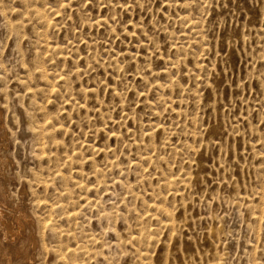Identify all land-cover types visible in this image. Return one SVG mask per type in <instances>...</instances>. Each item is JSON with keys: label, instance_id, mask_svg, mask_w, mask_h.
<instances>
[{"label": "rangeland", "instance_id": "1", "mask_svg": "<svg viewBox=\"0 0 264 264\" xmlns=\"http://www.w3.org/2000/svg\"><path fill=\"white\" fill-rule=\"evenodd\" d=\"M23 1L0 0V207L11 217L28 214L18 241L9 243L0 231L3 263L264 264V0ZM34 216L46 228L38 227ZM153 230L161 231L154 237Z\"/></svg>", "mask_w": 264, "mask_h": 264}, {"label": "bare ground", "instance_id": "2", "mask_svg": "<svg viewBox=\"0 0 264 264\" xmlns=\"http://www.w3.org/2000/svg\"><path fill=\"white\" fill-rule=\"evenodd\" d=\"M22 1H23V0H22ZM30 1H31V0H30ZM36 1H37V0H36ZM40 1H41V0H40ZM62 1H63V0H62ZM23 2H24V1H23ZM55 3H56V1H55ZM61 3H62V2H61ZM35 4H36V3H35ZM62 4H64V3H62ZM42 5H44V4L42 3ZM42 5H41V6H42ZM64 5H65V4H64ZM65 6H66V5H65ZM67 6H68V5H67ZM59 7L61 8L62 6L60 5ZM42 10H43V9H42ZM42 10H41V12H42ZM44 10H45V9H44ZM44 10H43V11H44ZM50 10H52V8H51ZM54 10H55V9H53V12L56 11V10H55V11H54ZM57 11L59 12L60 10H57ZM14 12H15V11H14ZM17 12H18V11H17ZM37 12H38V11H37ZM48 12H49V10H48ZM51 12H52V11H51ZM53 12L50 13V14L55 15V13H53ZM45 13H46V12H45ZM45 13H44V14H45ZM56 13H57V12H56ZM46 14H47V13H46ZM58 14H59V13H58ZM38 15H40V11H39ZM42 15H43V13H42ZM55 16H56V15H55ZM47 18H48V17H47ZM45 19H46V17H45ZM40 20H41V19H40ZM40 20H39V21H40ZM47 20H48V19H47ZM49 21H51V20H48L47 22H45V20H44V23H48ZM101 21H102V20H101ZM109 21H110V20H109ZM190 21H191V19H190ZM192 21H193V20H192ZM106 22H107V21H106ZM194 22H195V21H194ZM44 23H43V24H44ZM96 23L99 24L98 22H96ZM187 23H189V22H187ZM195 23L197 24V22H195ZM87 24H88V23H87ZM48 25H49V23H48ZM51 26H52V25H51ZM51 26H50V29H51ZM196 26H197V25H196ZM196 26H195V27H196ZM12 27H13V26H12ZM15 27H17V26H14V28H15ZM46 27L48 28L47 25H46ZM52 27H53V26H52ZM192 28H193V27H192ZM197 28H198V27H197ZM47 31H48V30H47ZM47 31H46V33H47ZM193 32H194V30H193ZM196 32H197V31H196ZM198 32H199V31H198ZM198 32L195 33V34H198ZM47 35H48V34H47ZM199 35H200V32H199ZM195 36H196V35H195ZM200 36H201V35H200ZM46 37H47V36H46ZM49 38H50V37H49ZM51 38H52V36H51ZM197 38H199V36H197L196 39H197ZM197 40H198V39H197ZM197 40H196V41H197ZM47 41H48V39H47ZM196 41H195V42H196ZM195 42H194L193 44H195ZM199 42H200V41H199ZM47 43H48V42H47ZM51 43H53V42L51 41ZM51 43H50V45H51ZM196 43L198 44V42H196ZM201 43H202V42H201ZM43 44H44V43H43ZM45 44H46V43H45ZM53 45L55 46V44H53ZM200 45H201V44H200ZM56 46H57V45H56ZM69 46H70V45H69ZM44 47H46V46H44ZM52 47H53V46H52ZM56 48H59V47H56ZM47 49H52V48H49V47H48ZM52 50H53V49H52ZM176 50H179V49H176ZM57 51H58V50H57ZM57 51H55L54 54L57 53ZM60 51L62 52L63 50L60 49ZM44 52H45V51H44ZM48 53H49V52H48ZM52 53H53V52H52ZM58 54H59V53H58ZM50 55H51V50H50ZM52 55H53V54H52ZM52 55H51V56H52ZM37 56H40V55L38 54ZM37 56H36V58H37ZM44 59H45V58H44ZM44 59L42 58V60H43V64H45ZM37 63H38V60H37ZM39 63H41V62H39ZM41 64H42V63H41ZM174 64H175V63H174ZM197 64L199 65V63H197ZM197 64H196V66H198ZM39 65H40V64H39ZM200 65H201V64H200ZM34 66H35V65H34ZM36 66H37V65H36ZM40 66H41V65H40ZM194 66H195V65H194ZM203 66H205V65H203ZM31 67H32V66H31ZM42 67H43V66H41V67H39V68H42ZM171 67H172V66H171ZM199 67H200V66H199ZM201 67H202V66H201ZM201 67H200V70H201ZM36 68H37V67H36ZM36 68H34V69H36ZM195 68H197V67H195ZM197 69H198V68H197ZM203 69H204V68H203ZM40 70L43 71V69H40ZM25 71H26V70H25ZM31 71H32V70H30V72H31ZM37 71H38V69H37ZM42 71H41V72H42ZM191 71H192V70H191ZM198 71H199V69H198ZM32 72H33V71H32ZM34 72H36V70H35ZM34 72H33V73H34ZM27 73H28V71H27ZM44 73H46V72H44ZM36 74H40V73H37V72H36L35 75H36ZM41 75H42V73H41ZM46 75H48V74H46ZM42 76H43V75H42ZM56 76H58V75H56ZM29 77H32V75H30ZM34 77H35V76H34ZM46 77H47V76L43 77V78L45 79V81H46V79H47ZM48 77H49V76H48ZM60 77H61V76H60ZM165 77H166V76H165ZM41 78H42V77H41ZM54 78H56V77H54ZM61 78H62V77H61ZM61 78H60V79H61ZM32 79H33V78H32ZM56 79H58V78H56ZM60 79H59V80H60ZM62 79H63V78H62ZM37 80H38V77H37L36 81H37ZM63 80H64V79H63ZM32 81H33V80H32ZM45 81H42V82L44 83ZM47 81H48V80H47ZM49 81H50V80H49ZM51 81H52V80H51ZM51 81H50V82H51ZM60 81H61V80H60ZM37 82H38V81H37ZM37 82H36V83H37ZM53 82H55V81L53 80ZM53 82H52V83H53ZM65 82H67V81H65ZM65 82H64V84H65ZM43 83H42V84H43ZM46 83H47V82H46ZM48 83H49V82H48ZM57 83H58V82H57ZM62 83H63V82H62ZM167 83H170V82L167 81ZM59 84H61V83H59ZM64 84H63V85H64ZM67 84H68V83H67ZM40 85H41V84H40ZM46 85H47V84H46ZM46 85H45V86H46ZM54 85H56V84H54ZM61 85H62V84H61ZM171 85H173V83H172ZM24 86H25V85H24ZM33 86H34V85H33ZM36 86H37V84H36ZM38 86H39V84H38ZM48 86H49V85H48ZM48 86H46L45 89H46ZM66 86H67V85H66ZM159 86H160V85H159ZM166 86H167V85H166ZM25 87H26V86H25ZM28 87H29V86H28ZM41 87H42V85H41ZM52 87H53V86H52ZM58 87H59V86H58ZM60 87H62V86H60ZM64 87H65V85H64ZM64 87H62V88H64ZM23 88H24V87H23ZM65 88H67V87H65ZM168 88L171 89L172 86H168ZM29 89H30V88H29ZM43 89H44V88H43ZM45 89H44V90H45ZM54 89H55V88H54ZM59 89H60V88H58V90H59ZM169 89H168V90H169ZM30 90L33 91L34 89L32 90V88H31ZM38 90H39L38 92H40V89H38ZM41 90H42V89H41ZM48 90H49V89H48ZM48 90H47V92H48ZM58 90H57V91H58ZM63 90H64V89H63ZM166 90H167V89H166ZM25 91H26V90L24 89V92H25ZM27 91H28V88H27ZM27 91H26V93H27ZM35 91H37V90H35ZM35 91H34V92H35ZM58 92H59V91H58ZM82 92H83V90H82ZM92 92H94V91H92ZM171 92H172V89H171ZM28 93H29V92H28ZM52 93H53V92H52ZM52 93H49V94H52ZM85 93H86V92H85ZM95 93H96V92H95ZM35 94H37V93H35ZM46 94H47V93H46ZM49 94H48V95H49ZM25 95H26V94H25ZM31 95H32V94H31ZM31 95H29V96H31ZM55 95H56V94H55ZM85 95H86V94H85ZM23 96H24V95H23ZM45 96H46V95H45ZM53 96H54V95H53ZM56 96H57V95H56ZM56 96H55V98H56ZM21 97H22V96H21ZM32 97H35V96H34V93H33V96H32ZM36 97H37V96H36ZM46 98H47V97H46ZM46 98H45V99H46ZM50 98H51V96H49V100H50ZM53 98H54V97H53ZM53 98H52V99H53ZM55 98H54V99H55ZM17 99H18V98H17ZM33 99H34V98H33ZM52 99H51V100H52ZM31 100H32V99H31ZM31 100H29V102H31ZM49 100H48V101H49ZM55 100H56V99H55ZM45 101H46V100H45ZM45 101H44V102H45ZM48 101H47V102H48ZM36 103H37V102H36ZM168 103H170V102H168ZM51 104H52V102H51ZM164 104H165V101H164ZM77 105H78V107H79V103H78ZM77 105H76V106H77ZM165 105H167V104H165ZM39 106H40V105H39ZM167 106H168V105H167ZM167 106H166V107H167ZM32 107H33V106H32ZM84 107H85V106H84ZM166 107H165V109H166ZM40 109L42 110V107H41V106H40ZM43 109H44V108H43ZM23 111H24V110H23ZM33 111H34V110H33ZM42 111H43V110H42ZM171 111H172V110H171ZM174 111H175V110H174V108H173V113H175ZM36 112H37V109H36ZM40 112H41V111H40ZM40 112H39V113H40ZM61 112H62V111H61ZM176 112H177V111H176ZM33 113H34V112H33ZM33 113L31 112L30 114H33ZM34 114H35V113H34ZM36 114H37V113H36ZM41 114H44V113L41 112ZM47 114L50 116L51 113H47ZM58 114H59V113H58ZM175 114H176V113H175ZM178 114H179V113H178ZM178 114H177V115H178ZM52 115H53V114H52ZM172 115H173V114H172ZM28 116H29V115H28ZM33 116H34V115H33ZM54 116H55V114H54ZM1 117H2V112L0 111V118H1ZM30 117H31V116H30ZM39 117H40V116H39ZM46 117L49 118L48 116H46ZM46 117H44L43 119L45 120ZM178 117H179V116H178ZM33 118H34V117H33ZM38 119H40V118H38ZM53 119H54V118H53ZM27 120H28V119H27ZM29 120H30V119H29ZM29 120H28V121H29ZM36 120H37V118H36ZM36 120H35L34 122H36ZM40 120H42V119H40ZM49 120H50V119H46L47 124L50 123ZM51 120H52V118H51ZM60 120H61V119H60ZM32 121H33V120H32ZM42 121H43V120H42ZM42 121H41V122H42ZM29 122H30V121H29ZM29 122H28V123H29ZM34 122H32V123H34ZM51 122H52V121H51ZM30 123H31V122H30ZM38 123L40 124V122H38ZM42 123H43V122H42ZM44 123H45V121H44ZM56 124H57V123H56ZM35 125H36V123H35ZM57 125H58V124H57ZM57 125H56V126H57ZM59 125H60V124H59ZM27 126H28L27 128H29V126L31 127V126H33V125H31V124L28 125V124H27ZM43 126H44V124H43ZM43 126H42L41 128H45V127H43ZM46 126H47V125H46ZM49 126H50V125H49ZM54 126H55V125H54ZM61 126H62V125H61ZM5 127H6V126H5ZM35 127H37V126H35ZM50 127H51V126H50ZM39 128H40V127H39ZM47 128H48V127H46V131H47ZM51 128H52V127H51ZM58 128L60 129V127H58ZM33 129H34V128H33ZM53 129H55V127H53ZM53 129H51V131H52ZM61 129H62V127H61ZM160 129H161V127H160ZM13 130H14V129H13ZM30 130H31V129H30ZM30 130H28L29 133H30ZM35 130H36V128H35ZM37 130H38V129H37ZM41 130H42V129H41ZM28 131H27V132H28ZM48 131H49V130H48ZM59 131H61V130H59ZM95 131H96V130H95ZM162 131L164 132V130H162ZM11 132H12V131H11ZM14 132H15V131H13V133H14ZM33 132H34V131H33ZM35 132H36V131H35ZM43 132H44V130H43ZM43 132H42V133H43ZM62 132H63V131H62ZM147 132H148V131H147ZM15 133H16V132H15ZM31 133H32V132H31ZM31 133H30V135H33V134H31ZM46 133H47V132H46ZM96 133H97V132H96ZM96 133H95V134H96ZM145 133H146V132H145ZM34 134H35V133H34ZM39 134H41V133H39ZM39 134L37 133L38 136H40ZM48 134H49V133H48ZM61 134H62V133H61ZM12 135H14V134H12ZM53 135H55V134H53ZM53 135L51 136L52 139H53ZM107 135H108V134H107ZM143 135H144V133H143ZM148 135H149V134H148ZM7 136H8V134H7ZM33 136H35V135H33ZM38 136H36V137H38ZM46 136H47V135H46ZM49 136H50V135H49ZM55 136H56V135H55ZM59 136H60V135H59ZM131 136H132V134H131ZM144 136H145V135H144ZM144 136H141V137L143 138ZM149 136H150V135H149ZM31 137H32V136H31ZM42 137H43V136H42ZM44 138H45V137H44ZM55 138H56V137H55ZM57 138H58V137H57ZM109 138H110V134H109ZM114 138H116V136H115ZM4 139H5V138H4ZM34 139H35V138H34ZM34 139H33V137H32L33 142H34ZM37 139H38V138H37ZM49 139H50V138H49ZM49 139H48V140H49ZM52 139H50V140H52ZM40 140H41V139H40ZM46 141H47V140H46ZM52 141H53V140H52ZM56 141H57V139H56ZM141 141H142V140H141ZM151 141H152V139H151ZM30 142H31V139H30ZM33 142H32V143H33ZM35 142H36V140H35ZM50 142H51V141H50ZM143 142H144V141H143ZM149 142H150V141H149ZM4 143H5V141H4ZM44 143H45V141H44ZM47 143H48V141H47ZM29 144H30V143H29ZM34 144L36 145V143H34ZM34 144H33V146H34ZM53 144H54V143H52L51 145H53ZM55 144H56V142H55ZM150 144H151V143H150ZM31 145H32V144H31ZM40 145H41V144H40ZM40 145H36L35 147H37V146L39 147ZM49 145H50V144H49ZM49 145H48V146H49ZM51 145H50V148H52ZM60 145H61V143H60ZM62 145H63V144H62ZM48 146H47V147H48ZM53 146H54V145H53ZM135 146H137V145H135ZM144 146H145V145H144ZM87 147H88V146H87ZM145 147H146V146H145ZM50 148H49V149H50ZM53 148H54V147H53ZM55 148H56V147H55ZM89 148L92 149L91 146H90ZM107 148H108V147H107ZM30 149H31V147H30ZM36 149H37V151H38L40 148H36ZM56 149H57V148H56ZM94 149H95V146H94ZM98 149H100V148H98ZM139 149H140V145H139ZM31 150L34 151V149H31ZM45 150H48V149H45ZM57 150H58V149H57ZM61 150H63V149L61 148ZM87 150H88V148H87ZM87 150H86V151H87ZM100 150H101V149H100ZM100 150H99V151H100ZM108 150H109V148H108ZM108 150H107V151H108ZM147 150H148V149H147ZM92 151H93V149H92ZM94 151H95V150H94ZM96 151H97V149H96ZM103 151L105 152L104 148H103ZM148 151H149V150H148ZM152 151H153V150H152ZM41 152H42V151H41ZM113 152H114V151H113ZM144 152H145V149H144ZM144 152H141V154L143 155ZM0 153H1V152H0ZM32 153H34V152H32ZM32 153H31V154H32ZM37 153L40 154V152H37ZM45 153H48V154H49V151H47V152L45 151ZM50 153H51V152H50ZM57 153H58V152H56V154H57ZM66 153H67V152H66ZM73 153H74V152H73ZM73 153H72L71 155H73ZM75 153H76V152H75ZM90 153L94 154L93 152H90ZM138 153H140V152H138ZM145 153H146V152H145ZM54 154H55V153H54ZM54 154H53V155H54ZM61 154H62V152H61ZM82 154H83V153H82ZM97 154H98V152H97ZM103 154H104V153H103ZM113 154H114V153H113ZM148 154H149V153H148ZM148 154H147V155H148ZM51 155H52V153H51ZM57 155H58V154H57ZM64 155L66 156V154H64ZM76 155H77V154H76ZM85 155H87V154H85ZM138 155H139V154H138ZM150 155H152V153H151ZM36 156H37V154H36ZM38 156H39V155H38ZM40 156H41V155H40ZM46 156H47V155L45 154V158H46V160H47V157H46ZM74 156H75V155H74ZM77 156H78V155H77ZM77 156H75V157H77ZM82 156H83V155H82ZM88 156H89V155H88ZM88 156H86V158H87ZM105 156H106V158H107L106 152H105ZM140 156H141V155H140ZM0 157H1V156H0ZM51 157H52V156H51ZM51 157L49 158V160L51 159ZM53 157H54V156H53ZM67 157L69 158V156H67ZM89 157H90V156H89ZM111 157H112V156H110V158H111ZM141 157H142V156H141ZM148 157L151 158L149 155L147 156V158H148ZM2 158H3V156H2ZM34 158L36 159V158H38V157H34ZM56 158H57V157H55V159H56ZM62 158H63V157H62ZM64 158H65V157H64ZM70 158H71V157H70ZM78 158H81V157H78ZM86 158H85V159H86ZM90 158H91V157H90ZM90 158H89V159H90ZM104 158H105V157H104ZM137 158H138V157H137ZM139 158H140V157H139ZM42 159H43V158H42ZM57 159H58V158H57ZM74 159H77V158H74ZM91 159H92V158H91ZM107 159H108V158H107ZM40 160H41V158H40ZM40 160H39V161H40ZM53 160H54V159H53ZM53 160H52V161H53ZM58 160H60V159H58ZM58 160H57V161H58ZM64 160H66V159H63V161H62L63 163H64ZM81 160H82V159H81ZM81 160H79V161H81ZM138 160H139V159H138ZM142 160H143V159H142ZM145 160H146V158H145ZM4 161H5V160H4ZM37 161H38V160H37ZM72 161H73V160H72ZM77 161H78V159H77ZM85 161H86V160H85ZM85 161H83V162L85 163ZM91 161H93V160H91ZM110 161H111V160H110ZM148 161H151V159H149ZM148 161H147V164H150V163H148ZM40 162H41V161H40ZM46 162H47V161H46ZM49 162H50V161H49ZM54 162H55V161H54ZM60 162H61V161H60ZM65 162H67V161H65ZM89 162H90V161H89ZM108 162H109V161H108ZM137 162H138V161H137ZM2 163H3V162H2ZM55 163H58V166H60L59 164H61V163H59V162H55ZM63 163H62V166H63ZM67 163H68V162H67ZM70 163L72 164V162H70ZM92 163H94V162H92ZM111 163H112V162H110V163L107 165V167H109V165H111ZM116 163H117V162H116ZM116 163H115V164H116ZM141 163H142V162H141ZM68 164H69V163H68ZM77 164H78V163H77ZM77 164L75 165V163H74L75 166H77ZM80 164H81V163H80ZM80 164H78V165H80ZM85 164H87V163H85ZM142 164H143V163H142ZM56 165H57V164H56ZM66 165H67V164H66ZM69 165H70V164H69ZM74 165H73V166H74ZM81 165L83 166V163H82ZM88 165H92V164H87V166H88ZM118 165H119V163H118ZM136 165H137V164H136ZM139 165H140V164H139ZM84 166H86V165H84ZM93 166H94V165H93ZM116 166H117V165H116ZM39 167L41 168V166H39ZM55 167H56V166H55ZM66 167H67V166H66ZM77 167H78V166H77ZM77 167H76V168H77ZM1 168H2V167H1ZM56 168H57V167H56ZM56 168H55L54 170H56ZM71 168H72V165H71ZM79 168H80V167H79ZM93 168H94V169H95V168L97 169L98 167H95V166H94ZM93 168H91V169H93ZM99 168H100V167H99ZM104 168H105V167H104ZM111 168H112V166H111ZM117 168H119V167H117ZM117 168H116V169H117ZM38 169H39V168H38ZM65 169H66V168H65ZM69 169H70V167H69ZM83 169H84V168H82V170H83ZM109 169H110V168H109ZM42 170L44 171V169H42ZM42 170H41V171H42ZM63 170H64V169H63ZM67 170H68V168H67ZM71 170H75V169L72 168ZM71 170H70V171H71ZM80 170H81V169H80ZM106 170H107V169H106ZM119 170H121V169H119ZM27 171H29V170H27ZM41 171H40V172H41ZM48 171H49V170H48ZM64 171H65V170H64ZM64 171H60V172H64ZM90 171H91V170H90ZM96 171H97V170H95V172H96ZM102 171H103V170H102ZM102 171L100 170L99 173H101ZM117 171H118V169H117ZM67 172H68V171H66V174H67ZM75 172H76V171H75ZM111 172H112V169H111ZM118 172H120V171H118ZM122 172H124V171L122 170ZM122 172H121V173H122ZM32 173H33V171H32ZM43 173H44V172H43ZM53 173H54V172H53ZM72 173H73V172H72ZM78 173H79V171L76 173L77 176H78ZM99 173H98V174H99ZM104 173H105V169H104ZM104 173H103V174H104ZM109 173H110V172H109ZM112 173H113V172H112ZM39 174H40V173H39ZM41 174H42V173H41ZM41 174H40V175H41ZM58 174H59V173H58ZM62 174H63V173H62ZM62 174H61V175H62ZM84 174H85V173H84ZM86 174H87V173H86ZM86 174H85V176H86ZM88 174H90V173H88ZM93 174H96V173H94V171H93L91 175H93ZM103 174L101 175V177H103ZM107 174H108V173H107ZM6 175H7V174H6ZM8 175H9V174H8ZM17 175H19V174L17 173ZM32 175H33V174H32ZM34 175H36V174H34ZM53 175L56 176V173L51 174L52 177H53ZM59 175H60V174H59ZM64 175H65V173H64ZM64 175H63V176H64ZM68 175L70 176V173H68ZM76 175H74V176H76ZM96 175H97V174H96ZM105 175H106V174H105ZM111 175H113V174L110 173V176H111ZM119 175H121V174L119 173ZM37 176H38V175H36V177H37ZM42 176L44 177L43 174L41 175V178H42ZM46 176H47V174H46ZM51 176H50V178H51V181H52V179L54 180V177L52 178ZM66 176H67V175H66ZM72 176H73V175H72ZM77 176H76V177H77ZM80 176H81V174H80ZM80 176H79V177H80ZM108 176H109V175H108ZM28 177H30V176L28 175ZM28 177H26V178H28ZM34 177H35V176H33L32 179H34ZM60 177H61V176H60ZM76 177H75V178H76ZM113 177H115V176H113ZM116 177H118V175H117ZM122 177H123V176H122ZM20 178H21V175H20ZM38 178H39V177H38ZM41 178H40V180H41ZM48 178H49V177H48ZM55 178H56V177H55ZM58 178H59V177H57V179H58ZM62 178H65V177H62ZM62 178H61V179H62ZM67 178H68V177H67ZM75 178H73V179H75ZM81 178H82V177H81ZM86 178H87V177H86ZM90 178H91V177H90ZM94 178H95V176H94ZM96 178H97V177H96ZM105 178H107V177H105ZM118 178H120V176H119ZM18 179H19V177H18ZM44 179H46V178H44ZM44 179H43L42 181H44ZM65 179H66V178H65ZM65 179H64V181H65ZM69 179H70V177H69ZM77 179H78V178H77ZM99 179H100V178H99ZM110 179H111V178H110ZM35 180H36V179H35ZM40 180H37V181H40ZM62 180H63V179H62ZM70 180H71V179H70ZM79 180H80V179H78V181H79ZM95 180H96V179H95ZM105 180H107V179H105ZM111 180H113V179H111ZM114 180H115V178H114ZM27 181H28V179H27ZM42 181H41V184H42ZM64 181H63V182H64ZM67 181H68V179H67ZM81 181H83V180L81 179ZM98 181H99V180H98ZM29 182L31 183V180H29ZM49 182H50V179H49V181L47 182V184H48ZM52 182H54V181H52ZM59 182L61 183V181H59ZM63 182H62V183H63ZM71 182H73V184L76 183L75 180H74V181H71ZM84 182H87V181H84ZM91 182L93 183V181H91ZM99 182H100V181H99ZM104 182H105V181H104ZM117 182L119 183L118 180H117ZM6 183H7V182H6ZM25 183H26V182H25ZM27 183H28V182H27ZM43 183H44V182H43ZM45 183H46V182H45ZM54 183H55V182H54ZM57 183H58V182H57ZM60 183H59V184H60ZM64 183H65V182H64ZM64 183H63V187H64ZM66 183H67V182H66ZM89 183H90V182H89ZM89 183H87V184H89ZM102 183H103V182H102ZM106 183H107V182H106ZM31 184H32V183H31ZM52 184H53V183H52ZM52 184L50 183L49 185H52ZM76 184H77V183H76ZM83 184H84V183H83ZM83 184H82V185H83ZM98 184H99V183H98ZM108 184H111V183H108ZM108 184H106V185H108ZM123 184H124V183H123ZM125 184H127V183H125ZM26 185H27V184H26ZM67 185L69 186V183H68ZM71 185H72V184H71ZM71 185H70V187H72ZM85 185H86V184H84V186H85ZM95 185H96V184H95ZM119 185H120V184H119ZM54 186H55V185H54ZM60 186H61V185H60ZM93 186H94V184H93ZM93 186L90 185V189L93 188ZM96 186H97V185H96ZM25 187H26V186H25ZM29 187H30V186H29ZM50 187H51V186H50ZM52 187H53V186H52ZM61 187H62V186H61ZM61 187H60V188H61ZM63 187H62V188H63ZM70 187H69V188H70ZM76 187H77V186H76ZM76 187L74 186V188H72V189L74 190ZM85 187H88V186H85ZM97 187H99V185H98ZM33 188H35V185L33 186ZM45 188H46V187H45ZM48 188H49V187H48ZM48 188H47V189H48ZM53 188H54V187H53ZM62 188H61V190H62ZM64 188H65V187H64ZM64 188H63V189H64ZM102 188H103V184H102ZM104 188H105V187H104ZM106 188H107V187H106ZM50 189H51V188H50ZM66 189L69 190L68 188H65V190H66ZM78 189H79V186H78ZM78 189H77V191H78ZM82 189H83V188H82ZM86 189H87V188H86ZM97 189H98V188H97ZM130 189H131V188H130ZM130 189H129V190H130ZM31 190H32V189H31ZM31 190H30V191H31ZM36 190H37V189H36ZM51 190H52V189H51ZM51 190H50V191H51ZM56 190H58V189H56ZM80 190H81V189H80ZM93 190H94V189H93ZM105 190H106V189H105ZM107 190H108V189H107ZM107 190H106V191H107ZM32 191H33V190H32ZM32 191H31V192H32ZM34 191H35V190H34ZM48 191H49V190H48ZM48 191H47V192H48ZM54 191H55V190H54ZM54 191H53V192H54ZM63 191H64V190H62V193H64ZM69 191H71V189H70ZM75 191H76V190H75ZM75 191H74V192H75ZM85 191H86V194H87V190H85ZM100 191H102L101 188H100ZM3 192H4V191H3ZM31 192H30V194H31ZM37 192H38V191H37ZM40 192H41V191H40ZM57 192L59 193V191H57ZM57 192H56V195H57ZM67 192H68V191H67ZM94 192H95V191H94ZM98 192H99V191H98ZM102 192H103V191H102ZM42 193H43V191H42ZM68 193H70V192H68ZM68 193H67V194H68ZM77 193H78V192H77ZM81 193H82V192H81ZM96 193H97V192H96ZM9 194H10V193H9ZM40 194H41V193H40ZM40 194L38 195V193H37L36 195H37L38 197H39V196L41 197ZM44 194H45V192H44ZM44 194H43V195H44ZM71 194H72V192H71ZM71 194H70V195H71ZM73 194H74V193H73ZM73 194H72V195H73ZM79 194H80V193H79ZM82 194H83V193H82ZM82 194H81V195H82ZM84 194H85V192H84ZM97 194H98V193H97ZM103 194H104V193H103ZM129 194H131V192H130ZM34 195H35V194H34ZM34 195H32V196H34ZM45 195H46V194H45ZM45 195H44V198H45ZM59 195H60V193L58 194V196H59ZM63 195H66V194H63ZM77 195H78V194H77ZM77 195H76V197H77ZM92 195H94V194H92ZM37 196H36V197H37ZM85 196H87V195H85ZM94 196H96V195H94ZM97 196H99V195H97ZM3 197H4V196H3ZM36 197H35V198H36ZM38 197H37V198H38ZM40 197H39V200H40ZM49 197H50V196H49ZM64 197H65V196H64ZM76 197H75V198H76ZM79 197H80V196H79ZM87 197H92L91 195H89V192H88V196H87ZM87 197L84 198V199H87ZM133 197H134V195H133ZM44 198H43V199H44ZM60 198H61V197H60ZM68 198H69L68 200H70V196H69ZM73 198H74V197H73ZM96 198H99V197H96ZM131 198H132V197H131ZM134 198H135V197H134ZM28 199H29V197H28ZM49 199H50V198H49ZM61 199H62V198H61ZM61 199H60V200H61ZM65 199H66V197H65ZM65 199H64V200H65ZM100 199H101V198H100ZM100 199H99V201H100ZM33 200L36 201V199H33ZM41 200H42V199H41ZM41 200H40V201H41ZM46 200H47V199H46ZM57 200H58V199H57ZM68 200H67V201H68ZM74 200H75V199H74ZM81 200H82V199H81ZM81 200H80V201H81ZM90 200H91V198H90ZM93 200H94V199H93ZM103 200H104V199H103ZM29 201H31V202L33 203L32 199L29 200ZM35 201H34V202H35ZM47 201H49V200H47ZM61 201H62V200H61ZM65 201H66V200H65ZM65 201H64V203H65ZM71 201H72V200H71ZM71 201H68V203H70ZM76 201H77V200H76ZM78 201H79V198H78ZM83 201H84V200H83ZM88 201H89V200H87V202H88ZM31 202H30V203H31ZM44 202H45V201H44ZM59 202H60V201H59ZM73 202H74V201H73ZM92 202H93V204H94V201H92ZM92 202H91V203H92ZM97 202H98V201H97ZM97 202H96V203H97ZM100 202H102V201H100ZM122 202H124V200H123ZM122 202H121V203H122ZM35 203H36V202H35ZM54 203H57V202L54 201ZM64 203H61V204L64 205ZM68 203H67V204H68ZM79 203H80V202H79ZM79 203H76V204H79ZM82 203H83V202H82ZM96 203H95V204H96ZM98 203H99V202H98ZM102 203H103V202H102ZM102 203H100L99 206H100ZM124 203H125V202H124ZM42 204H45V203H42ZM42 204L40 203V205H42ZM58 204H59V203H58ZM67 204H66V205H67ZM76 204H75V205H76ZM103 204H104V203H103ZM2 205H3V204H2ZM31 205H32V204H31ZM35 205H37V204H35ZM46 205H47V204H46ZM48 205H50V204L48 203ZM48 205H47V206H44V207L48 208ZM51 205H52V204H51ZM54 205H55V204H54ZM59 205H60V204H59ZM62 205H61V206H62ZM72 205H73V204H72ZM90 205H92V204H90ZM96 205H97V204H96ZM124 205H125V204H124ZM4 206H5V205H4ZM37 206H38V205H37ZM61 206H60V207H61ZM84 206H85V205H83V208H84ZM94 206H95V205H94ZM101 206H102V205H101ZM101 206H100V207H101ZM147 206H148V205H147ZM150 206H151V205H150ZM150 206H149V207H150ZM152 206H154V205H152ZM17 207H18V206H17ZM32 207H33V206H31V208H32ZM55 207H56V206H55ZM62 207H63V206H62ZM64 207H65V206H64ZM67 207H68V206H67ZM70 207H71V206H70ZM70 207H69V208H70ZM80 207H81V206H80ZM87 207H88V206H87ZM95 207L97 208L98 205L95 206ZM100 207H99V208H100ZM103 207H105V206H103ZM116 207H117V206H116ZM34 208H35V207H34ZM34 208H33V209H34ZM42 208H43V205H42ZM42 208L39 209V207H38L39 211H40V210L42 211V210H43ZM57 208H58V207H57ZM71 208H72V210H73V206H72ZM78 208H79V207H78ZM78 208H77V209H78ZM83 208H82V209H83ZM96 208H95V209H96ZM101 208H102V207H101ZM126 208H128V207H126ZM147 208H148V207H147ZM158 208H159V207H158ZM29 209H30V208H29ZM33 209H32V211H31V209H30V211H29V212H33L32 215H34V211H33ZM44 209H45V208H44ZM49 209H50V208H49ZM58 209H59V208H58ZM58 209H56V211H57ZM65 209H66V207H65ZM65 209H64V211H65ZM74 209H75V208H74ZM90 209H91V208H90ZM92 209H93V207H92ZM92 209H91V210H92ZM102 209L104 210V208H102ZM102 209H101V210H102ZM105 209H106V208H105ZM109 209L111 210V208H109ZM117 209H118V208H117ZM156 209H157V207H156ZM159 209H160V208H159ZM162 209L164 210V208H161L160 210L162 211ZM27 210H28V209H27ZM27 210H26V212H27ZM46 210H48V209H46ZM53 210H54V209H53ZM62 210H63V209H62ZM80 210H81V209H80ZM84 210H85V209H84ZM86 210H87V208H86ZM107 210H108V209H107ZM107 210H106V211H107ZM112 210H113V209H112ZM126 210H127V209H126ZM148 210H149V209H148ZM151 210H152V208H151ZM8 211L10 212V210H8ZM41 211H40V214L43 213V214H42L43 216H45V215L47 214V211H44V210H43L44 212H41ZM60 211H61V209H60ZM66 211H68V209H66ZM82 211H83V210H82ZM94 211L96 212V210H94ZM152 211H153V210H152ZM45 212H46V214H45ZM50 212H52V210H51ZM62 212H63V211H62ZM88 212H89V209H88ZM101 212H102V211H101ZM104 212H105V211H103V213H104ZM107 212H109V211H107ZM107 212H105V213H106V214H109V213H107ZM153 212H154V211H153ZM155 212H156V211H155ZM155 212H154V213H155ZM163 212H165V211H163ZM163 212H161V214H162ZM168 212H169V211H168ZM168 212H166L165 214L167 215ZM48 213H49V212H48ZM65 213H66V212H65ZM68 213H70V212L68 211ZM71 213H72V212H71ZM81 213H83V212H81ZM85 213H86V212H85ZM90 213H91V212H90ZM97 213H98V212H97ZM97 213H96V214H97ZM112 213H114V212H112ZM38 214H39V213H38ZM44 214H45V215H44ZM51 214H53V213H51ZM58 214H59V213H58ZM61 214H62V213H61ZM63 214H64V213H63ZM73 214H74V213H73ZM73 214H71L70 216H72ZM77 214H78V213H77ZM165 214H164V215H165ZM27 215H28V214H26L25 212L20 211V213H18V215L15 214L13 217H11V216H9L8 214H6V212L3 210L2 207H0V231H1L2 234H4L5 238L9 241V243H11V242H13V241H18V239H19L18 236H20V231H21V230L23 229V227H24L23 224H24V223H27V219H28V216H27ZM35 215H37V214H35ZM42 215H41V216H42ZM66 215H67V214H66ZM66 215H65V218H66ZM68 215H69V214H68ZM68 215H67V216H68ZM97 215H98V214H97ZM102 215H103V214H102ZM113 215H114V214H113ZM118 215H119V214H118ZM118 215L115 217L116 219H117ZM156 215H157V214H156ZM156 215H155V217H156ZM166 215H165V216H166ZM56 216H58L57 213H56ZM59 216H60V214H59ZM75 216H76V215H75ZM81 216H82V214H81ZM81 216L79 215V217H81ZM83 216L87 218V215H86V216L83 215ZM104 216L106 217L105 214H104ZM34 217L37 218V220H36V221L38 222L37 224L40 225V226H38V225H36V226L40 227L41 229H42V228H46V227H44V224H43V226L41 225V224H42V222L40 221L41 218H40V220L38 221V219H39L40 216H38V217H37V216H34ZM46 217H47V215H46ZM102 217H103V216H102ZM112 217H113V216H112ZM112 217H111V218H112ZM125 217H126V216H125ZM137 217H138V216H137ZM147 217H148V216H147ZM153 217H154V216H153ZM157 217H158V215H157ZM157 217H156V218H157ZM36 218H35V219H36ZM42 218H43V217H42ZM44 218H45V217H44ZM49 218H50V217H49ZM52 218H53V217H52ZM54 218H55V216H54ZM56 218H57V217H56ZM60 218H61V217H60ZM60 218H59V219H60ZM69 218H70V217H69ZM74 218H75V217H74ZM113 218H114V217H113ZM122 218H123V217H122ZM150 218H151V217H150ZM156 218H155V219H156ZM62 219L64 220L63 215H62ZM66 219H67V218H66ZM71 219H72L71 221H73V217H72ZM78 219H80V218H78ZM81 219H82V217H81ZM103 219H104V217H103ZM103 219H102V220H103ZM107 219H108V218H107ZM137 219H138V218H136V216H135V220H137ZM13 220L16 222V225L12 223ZM50 220H51V219H50ZM84 220L86 221L87 219H84ZM118 220H119V219H118ZM151 220H153V219L151 218ZM42 221H43V220H42ZM46 221H47V220H46ZM52 221H53V220H51V222H52ZM54 221H57V220L54 219ZM54 221H53V222H54ZM58 221L61 222V220H58ZM75 221H76V220H75ZM77 221H78V220H77ZM81 221H82V220H80V222H81ZM122 221H123V220H122ZM127 221H128V219L126 220V222H127ZM149 221H150V219H149ZM159 221H160V223H161V219H160ZM49 222H50V221H49ZM51 222H50V224H51ZM115 222H117V221H115ZM115 222H114V223H115ZM150 222H151V221H150ZM157 222H158V221H156V223H157ZM162 222H163V221H162ZM55 223H57V222H55ZM69 223H71V222H69ZM83 223H84V222H83ZM108 223H109V222H108ZM110 223H112V222H110ZM46 224H47V223H46ZM50 224H49V225H50ZM61 224H62V223H61ZM78 224H79V223H78ZM80 224H81V223H80ZM106 224H107V222H105V226H106ZM116 224H117V223H116ZM158 224H159V222H158ZM165 224H166V223H165ZM54 225H55V224H54ZM56 225H59V223L56 224ZM82 225H83V224H82ZM107 225H108V224H107ZM111 225H112V224H111ZM159 225H161V224H159ZM17 226H18V227H17ZM47 226H48V225H47ZM52 226H53V225H52ZM65 226H66V224H65ZM68 226H69V225H68ZM71 226H73V225H71ZM79 226H80V225H79ZM83 226H84V225H83ZM125 226H126V225H125ZM162 226H163V225H162ZM38 227H36V228L38 229ZM50 227H51V225H50ZM50 227H48V228L51 229ZM111 227H112V226H111ZM111 227H110V228H111ZM114 227H116V225H114ZM114 227H113L112 229H114ZM159 227H160V226H159ZM58 228L60 229V226H59ZM61 228H62V227H61ZM79 228H80V227H79ZM79 228H78V232H79ZM81 228H83V227H81ZM101 228H102V227H101ZM26 229H27V228H26ZM106 229H108V228H106ZM116 229H118V228H116ZM145 229H146V228H145ZM145 229H143V230H145ZM157 229H158V226H157ZM160 229H161V227H160ZM162 229H163V228H162ZM172 229H173V228H172ZM52 230H53V231H52ZM52 230H51V231L54 232V228H52ZM110 230H111V229H110ZM125 230H126V229H124V231H125ZM167 230H168V229H167ZM169 230H170V229H169ZM173 230H174V229H173ZM39 231H42V230L38 229V233H40ZM45 231H46V230H45ZM47 231H49V230H47ZM55 231H56V230H55ZM59 231H61V230H59ZM66 231H68V230H65L64 232H66ZM114 231H115V230H114ZM147 231H148V230H147ZM147 231H146V232H147ZM153 231H154L153 233H155V230H153ZM160 231H161V230H160ZM160 231H159V230L156 231L155 234H157V232H160ZM32 232H33V231H32ZM56 232H57V231H56ZM80 232L83 233L82 229H80ZM80 232H79V233H80ZM36 233H37V232H36ZM38 233H37L36 235H39V236H40L41 233H40V234H38ZM68 233H69V232H68ZM70 233H72V231H71ZM70 233H69V234H70ZM84 233H85V232H84ZM84 233H83V234H84ZM114 233H116V232H114ZM114 233H113V234H114ZM124 233H125V232H124ZM127 233H128V232H127ZM127 233H126V234H127ZM54 234H55L54 237L57 239V237H56V234H57V233L54 232ZM83 234H81V236H82ZM129 234H130V232H129ZM131 234H133V233H131ZM131 234H130V235H131ZM148 234H150V232H148ZM151 234H152V233H151ZM151 234H150L148 237H150ZM158 234H159V233H158ZM158 234L155 235L154 237H157ZM44 235H45V233H44ZM59 235H60V234H59ZM66 235H67V234H66ZM75 235H76V234H75ZM144 235H145V234H144ZM144 235H143V236H144ZM52 236H53V235H52ZM86 236H87V235H86ZM86 236H85V237H86ZM88 236H89V235H88ZM94 236H95V235H94ZM94 236H93V237H94ZM114 236H116V235H114ZM117 236H119V234H118ZM122 236H123V235H122ZM122 236H121V237H122ZM126 236H129V235H126ZM138 236H139V235H138ZM145 236H146V235H145ZM145 236H144V239H145ZM47 237H48V236H47ZM63 237H65V236H63ZM82 237L84 238V236H82ZM119 237H120V236H119ZM121 237H120V239H121ZM129 237H130V236H129ZM134 237H135V236H134ZM40 238H42V237H40ZM72 238H73V236H72ZM78 238H79V236H78ZM83 238H82V239H83ZM87 238H88V239H89V238H92V236H91V237H90V236H89V237H86V239H87ZM94 238H95V237H94ZM96 238H98V237H96ZM132 238H133V237H132ZM151 238H152V237H151ZM21 239H22V238H21ZM61 239H63V238H61ZM64 239L66 240V238H64ZM79 239H81V237H80ZM116 239L118 240V238H116ZM129 239H131V238H129ZM134 239H135V238H134ZM138 239H139V238H138ZM140 239H141V238H140ZM144 239H143V240H144ZM149 239H150V238H149ZM40 240H41V239H40ZM59 240H60V239H59ZM67 240H68V239H67ZM70 240L73 241L74 239H70ZM83 240H84V239H83ZM90 240H91V239H90ZM90 240H89V243H91V241H93V240H91V241H90ZM143 240H142V242L145 241V240H144V241H143ZM151 240H152V239H151ZM155 240H156V239H155ZM45 241H46V240H45ZM48 241H49V240H48ZM56 241H57V240H56ZM63 241H64V240H63ZM81 241H82V240H81ZM86 241H87V240H86ZM94 241H95V240H94ZM98 241H99V240H98ZM98 241H96V243H97ZM124 241H126V240H124ZM139 241H140V240H139ZM30 242H31V241H30ZM36 242H37V241H36L35 238H34L33 243L35 244ZM40 242H42V241H40ZM49 242H51V241H49ZM54 242H55V240H54ZM59 242H60V241H59ZM74 242H76V241H74ZM78 242H79V241H78ZM78 242H76V243H78ZM83 242H84V241H83ZM134 242H135V241H134ZM136 242H137V241H136ZM146 242H147V241H146ZM146 242H145V243H146ZM148 242L150 243V241H148ZM152 242H155V241H152ZM96 243H95V244H96ZM117 243H118V241H117ZM119 243H120V242H119ZM138 243H139V242H138ZM155 243H156V242H155ZM155 243H154V244H155ZM30 244H31V243H30ZM39 244H40V243H39ZM42 244H43V242H42ZM70 244H71V243H70ZM73 244H74V243H73ZM81 244H82V243H81ZM83 244H84V243H83ZM44 245H45V244H44ZM51 245H52V244H51ZM54 245H55V244H54ZM57 245H58V244H57ZM74 245H75V244H74ZM78 245H79V244H78ZM89 245H90V244H89ZM92 245H93V244H92ZM117 245H118V244H117ZM117 245H116V247H118ZM119 245H120V244H119ZM121 245H125V244H122V242H121ZM129 245H131V244L129 243ZM141 245H142V244H141ZM141 245H139V246H141ZM144 245H147V244H144ZM144 245H143V246H144ZM148 245H149V244H148ZM64 246H65V245H64ZM67 246H68V249H69V245H68V244H67ZM67 246H66V248H67ZM76 246H77V244H76ZM76 246H75V248H76ZM86 246H87V245H86ZM86 246H85V247H86ZM2 247H3V244H2ZM29 247H30V246H29ZM40 247H42V246L40 245ZM50 247H51V246H50ZM55 247H56V246H55ZM80 247H82V245H81ZM85 247H84V248H85ZM151 247H153V246L151 245ZM151 247H150V248H151ZM51 248H52V247H51ZM71 248H72V247H71ZM91 248H93V247H91ZM94 248H95V246H94ZM143 248L145 249V247H143ZM147 248L149 249V246H148ZM26 249H27V248H26ZM42 249H43V247H42ZM42 249L40 248V250H41L42 253H43L45 250L43 251ZM44 249H45V248H44ZM5 250H6V249H5ZM51 250H53V249H51ZM57 250H58V249H57ZM62 250H63V249H62ZM62 250H60V251H62ZM80 250H83V249H80ZM80 250H79V251H80ZM88 250H90V249H88ZM88 250H87V251H88ZM92 250H93V249H92ZM92 250H91V251H92ZM150 250H151V249H150ZM35 251H36V250H35ZM65 251L67 252V250H65ZM71 251H72V250H71ZM71 251H70V252H71ZM74 251H76V250H74ZM74 251L71 253V256L73 255L74 257H76L75 255H76L77 253L75 254ZM83 251H84V250H83ZM83 251H81V252H83ZM151 251H153V250H151ZM154 251H155V249H154ZM7 252H8V251H7ZM26 252H27V251H26ZM62 252H63V251H62ZM68 252H69V251H68ZM93 252H94V251H93ZM148 252H149V251H147V253H148ZM64 253H65V252H64ZM144 253H146V252H144ZM144 253H143V254H144ZM31 254H33V253H31ZM38 254H41V253H38ZM38 254H37V255H38ZM54 254H55V253H53V255H54ZM87 254H88V253H87ZM89 254H90V251H89ZM95 254H96V252H95ZM95 254H94V256H95ZM101 254H102V252H101ZM101 254H100V255H101ZM140 254H141V253H140ZM140 254H139V255H140ZM143 254H141V255H143ZM0 255H2L1 252H0ZM34 255H35V254H34ZM55 255L57 256V253H56ZM62 255H63V254H62ZM80 255H81V253L79 254V256H80ZM91 255H92V254H91ZM97 255H99V253L96 254V256H97ZM144 255H145V254H144ZM146 255H147V254H146ZM148 255H149V254H148ZM73 256H72V257H73ZM89 256H90V255H89ZM102 256H103V255H102ZM4 257H5V256L2 255V258L0 259V264L3 263V260H4L3 258H4ZM7 257H8V255H7ZM26 257L28 258V256H26ZM39 257H40V256H39ZM57 257H59V254H58ZM84 257H85V255H84ZM87 257H88V256H87ZM87 257H85V258H87ZM90 257H91V256H90ZM92 257H93V256H92ZM139 257H140V256H139ZM144 257H145V256H144ZM18 258H19V257H18ZM33 258H34V257H33ZM33 258H32V259H33ZM62 258H63V257H62ZM70 258H71V257H70ZM80 258H81V256H80ZM80 258H79V259H80ZM88 258H89V257H88ZM103 258H104V257H103ZM103 258H102V259H103ZM23 259H24V258H23ZM73 259H74V258H73ZM83 259H84V258H83ZM90 259H93V258H90ZM105 259H106V258H105ZM141 259H142V258H141ZM68 260H69V258H68ZM76 260H77V258H76ZM88 260H89V259H88ZM88 260H87V261H88ZM114 260H115V259H114ZM147 260H151V261H152V259H149V258H147ZM147 260L145 259V261H147ZM53 261H55V260L53 259ZM53 261H52V262H53ZM66 261H67V260H66ZM78 261H80V260H78ZM85 261H86V260H85ZM90 261H91V260H89L88 262H90ZM93 261H94V260H93ZM104 261H105V260H103V262H104ZM106 261H108V260H106ZM110 261H111V260H110ZM110 261H109V262H110ZM112 261H113V260H112ZM139 261H140V260H139ZM143 261H144V258H143ZM36 262H37V261H36ZM55 262H56V261H55ZM60 262H61V261H59L58 264H60ZM80 262H81V261H80ZM88 262H87V263H88ZM12 263H13V262H12ZM22 263H23V262H22ZM25 263H26V262H25ZM42 263H43V262H42ZM93 263H94V262H93ZM138 263H139V262H138ZM143 263H145V262H143ZM151 263H152V262H151ZM151 263H147V264H151ZM3 264H4V263H3ZM23 264H24V263H23ZM54 264H55V263H54ZM56 264H57V263H56ZM63 264H64V262H63ZM66 264H67V263H66ZM71 264H76L75 259H74V261L72 260ZM78 264H79V263H78ZM82 264H84V263H82ZM103 264H104V263H103ZM112 264H113V263H112ZM141 264H142V263H141ZM220 264H222V263H220Z\"/></svg>", "mask_w": 264, "mask_h": 264}]
</instances>
